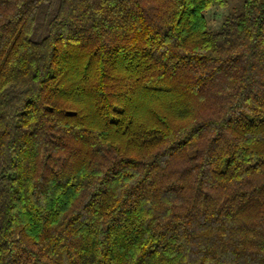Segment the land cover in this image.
<instances>
[{"label":"trees","instance_id":"16d2710c","mask_svg":"<svg viewBox=\"0 0 264 264\" xmlns=\"http://www.w3.org/2000/svg\"><path fill=\"white\" fill-rule=\"evenodd\" d=\"M0 0V264H264V0Z\"/></svg>","mask_w":264,"mask_h":264},{"label":"rangeland","instance_id":"374dc122","mask_svg":"<svg viewBox=\"0 0 264 264\" xmlns=\"http://www.w3.org/2000/svg\"><path fill=\"white\" fill-rule=\"evenodd\" d=\"M229 2L230 5L228 8H222L214 5L205 11L204 16L211 30H218L227 14L240 5V0H229Z\"/></svg>","mask_w":264,"mask_h":264}]
</instances>
